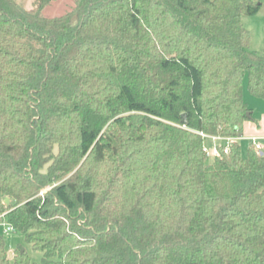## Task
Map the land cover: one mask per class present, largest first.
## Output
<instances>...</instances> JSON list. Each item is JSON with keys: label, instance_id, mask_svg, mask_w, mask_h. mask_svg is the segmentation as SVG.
Instances as JSON below:
<instances>
[{"label": "trees", "instance_id": "1", "mask_svg": "<svg viewBox=\"0 0 264 264\" xmlns=\"http://www.w3.org/2000/svg\"><path fill=\"white\" fill-rule=\"evenodd\" d=\"M53 1L0 0L3 230L40 264H264V148L202 137L242 135L244 79L264 101L261 0ZM0 264L32 263L0 234Z\"/></svg>", "mask_w": 264, "mask_h": 264}, {"label": "rangeland", "instance_id": "2", "mask_svg": "<svg viewBox=\"0 0 264 264\" xmlns=\"http://www.w3.org/2000/svg\"><path fill=\"white\" fill-rule=\"evenodd\" d=\"M33 0H18V2L21 4L22 7L28 9L31 7ZM72 5V0H56L51 2L44 10V14L48 16H55L62 14L70 9ZM251 17V18H250ZM262 19V18H261ZM261 19L254 18V16H246L242 18V25L244 27H247V29H250L252 32V35L254 38H257L259 36L263 35V32L261 29H264L261 23ZM261 26V27H260ZM264 52V51H262ZM259 54L262 55L264 53ZM258 54V53H257ZM264 56V55H262ZM244 88L246 89V79H244ZM245 93H247V90H245ZM248 94V93H247ZM249 95V94H248ZM251 103V102H250ZM246 146H243L241 148L242 155L245 156L246 153ZM51 186H48L42 190V193L49 190ZM0 234L3 235L4 243H5V250L8 257L9 262H12L13 254L15 250L18 248L20 250H24L27 255L30 258V262L32 264H40L41 261V252L33 250L28 244L24 236L19 232H4L3 231V225L0 224Z\"/></svg>", "mask_w": 264, "mask_h": 264}, {"label": "crops", "instance_id": "3", "mask_svg": "<svg viewBox=\"0 0 264 264\" xmlns=\"http://www.w3.org/2000/svg\"><path fill=\"white\" fill-rule=\"evenodd\" d=\"M252 16H254V18H259V19L262 18L261 26L264 27V0H261V7L259 11ZM245 28L247 29V27ZM247 30L250 33V47H249L250 50L255 53L261 54V52L264 51V32L261 38L259 36H257V38H254L251 30L250 29ZM261 30L264 31V29ZM245 90L247 89L244 88V84H243V100L248 106V108H250L253 119L246 120L243 123L242 135L239 136V138L237 139V143L241 146V148L243 146H246V148H248V146L251 144L250 143L251 137H256L258 141L262 144V147L264 148V101L262 99L250 95L247 91V93L249 94L248 95L247 93H245ZM204 143L207 147L213 146V142L210 138H206L204 140ZM222 143H223L222 140L215 141V144H222Z\"/></svg>", "mask_w": 264, "mask_h": 264}, {"label": "built area", "instance_id": "4", "mask_svg": "<svg viewBox=\"0 0 264 264\" xmlns=\"http://www.w3.org/2000/svg\"><path fill=\"white\" fill-rule=\"evenodd\" d=\"M202 137H204V140L206 138H210L213 142L212 147H207L205 143L203 147L205 154L210 158L217 156L220 153V147L222 148L223 152H227L229 149V145L237 142V139L239 138V137H220V136H204V135H202ZM216 140H222L223 143L215 144ZM250 143L256 151H261L263 149L262 144L258 141L256 137H251ZM3 231L6 233L11 232L12 228L10 226L4 225Z\"/></svg>", "mask_w": 264, "mask_h": 264}, {"label": "water", "instance_id": "5", "mask_svg": "<svg viewBox=\"0 0 264 264\" xmlns=\"http://www.w3.org/2000/svg\"><path fill=\"white\" fill-rule=\"evenodd\" d=\"M182 117H183V119H184V118H185V115L183 114ZM5 204H6V205H9V199H5Z\"/></svg>", "mask_w": 264, "mask_h": 264}]
</instances>
